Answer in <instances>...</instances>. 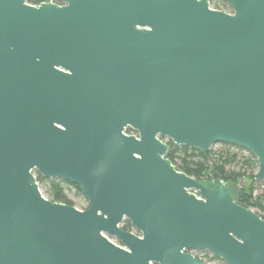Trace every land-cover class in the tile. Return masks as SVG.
<instances>
[{"label": "water", "instance_id": "95a60500", "mask_svg": "<svg viewBox=\"0 0 264 264\" xmlns=\"http://www.w3.org/2000/svg\"><path fill=\"white\" fill-rule=\"evenodd\" d=\"M229 4L0 0V264H264V220L163 141L247 150L264 182V0Z\"/></svg>", "mask_w": 264, "mask_h": 264}, {"label": "trees", "instance_id": "16d2710c", "mask_svg": "<svg viewBox=\"0 0 264 264\" xmlns=\"http://www.w3.org/2000/svg\"><path fill=\"white\" fill-rule=\"evenodd\" d=\"M47 1L49 0H27L33 6H39ZM210 1L213 9L231 12L229 0ZM127 134L137 135L132 129H128ZM169 146L170 151L167 158L176 169L198 181H222L229 186L241 183L242 181H248V190L243 185L239 196L234 197L239 205L253 210L264 220V182L258 178V162L250 152L230 144H223L218 150L212 149L209 153H203L200 150L190 149L185 146H175L172 141L169 142ZM36 177L39 185L45 186L49 200L55 203L74 206L66 193V187L71 186L70 184L58 180H46L38 173H36ZM73 187L79 193H82L78 187ZM257 189H262L263 194L256 196L255 192ZM121 228L125 232L138 234L128 220L122 223ZM206 255L222 262L208 252H206ZM222 264L225 263L222 262Z\"/></svg>", "mask_w": 264, "mask_h": 264}, {"label": "rangeland", "instance_id": "374dc122", "mask_svg": "<svg viewBox=\"0 0 264 264\" xmlns=\"http://www.w3.org/2000/svg\"><path fill=\"white\" fill-rule=\"evenodd\" d=\"M163 141L169 145L170 140L165 139ZM220 146L221 145L214 146L213 150H218L220 148ZM243 185H245V189L248 190V188H249V182L248 181H242L241 183L230 185L231 188L235 192V197L239 196V194L241 193V190L243 188ZM66 188H67L66 193H67L69 199L72 201V203L76 209H78L80 211H85L89 208V203L82 193H79L78 190L76 188H74L73 186H67ZM40 189H41V192L43 193V195L48 199L45 186L44 185L40 186ZM261 194H263V190L257 189L255 192V195L257 196V195H261ZM112 240L117 242L114 239H112ZM193 254L196 257H198L199 259H201V258L207 259L208 263H210V264H222V262L214 260L211 258V256L206 255V252H204V253L195 252Z\"/></svg>", "mask_w": 264, "mask_h": 264}, {"label": "built area", "instance_id": "2783aa9c", "mask_svg": "<svg viewBox=\"0 0 264 264\" xmlns=\"http://www.w3.org/2000/svg\"><path fill=\"white\" fill-rule=\"evenodd\" d=\"M113 243H115V244H117V245H120L118 242H115V241H113L112 239H110ZM201 253H204V252H201ZM202 262H204L205 264H210V263H208V261H207V259H200Z\"/></svg>", "mask_w": 264, "mask_h": 264}, {"label": "flooded vegetation", "instance_id": "af4514ba", "mask_svg": "<svg viewBox=\"0 0 264 264\" xmlns=\"http://www.w3.org/2000/svg\"><path fill=\"white\" fill-rule=\"evenodd\" d=\"M49 1H51V2H53V3H56V4H60V1H58V0H56V1L49 0Z\"/></svg>", "mask_w": 264, "mask_h": 264}]
</instances>
